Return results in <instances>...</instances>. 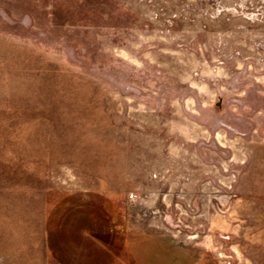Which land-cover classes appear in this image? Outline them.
<instances>
[{"label": "rangeland", "instance_id": "1", "mask_svg": "<svg viewBox=\"0 0 264 264\" xmlns=\"http://www.w3.org/2000/svg\"><path fill=\"white\" fill-rule=\"evenodd\" d=\"M0 264H264V0H0Z\"/></svg>", "mask_w": 264, "mask_h": 264}]
</instances>
